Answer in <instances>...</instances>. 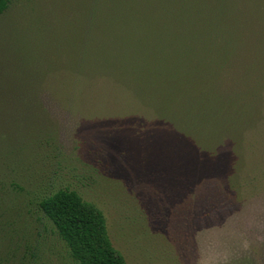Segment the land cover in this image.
<instances>
[{
	"label": "trees",
	"instance_id": "obj_1",
	"mask_svg": "<svg viewBox=\"0 0 264 264\" xmlns=\"http://www.w3.org/2000/svg\"><path fill=\"white\" fill-rule=\"evenodd\" d=\"M47 95L139 110L212 159L228 143L235 187L246 136L264 125V0H0V264H36L5 195L56 142ZM37 207L71 264H126L77 190L57 187Z\"/></svg>",
	"mask_w": 264,
	"mask_h": 264
},
{
	"label": "rangeland",
	"instance_id": "obj_2",
	"mask_svg": "<svg viewBox=\"0 0 264 264\" xmlns=\"http://www.w3.org/2000/svg\"><path fill=\"white\" fill-rule=\"evenodd\" d=\"M43 102L56 142L25 166L23 189L5 195L36 264L72 263L37 207L60 186L103 211L126 264H264V125L247 134L232 187L228 143L212 159L139 110L70 109L50 95Z\"/></svg>",
	"mask_w": 264,
	"mask_h": 264
}]
</instances>
